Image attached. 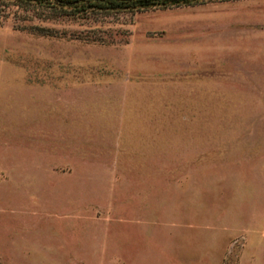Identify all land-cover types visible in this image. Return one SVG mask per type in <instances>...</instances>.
I'll return each mask as SVG.
<instances>
[{
	"label": "rangeland",
	"instance_id": "374dc122",
	"mask_svg": "<svg viewBox=\"0 0 264 264\" xmlns=\"http://www.w3.org/2000/svg\"><path fill=\"white\" fill-rule=\"evenodd\" d=\"M0 264H264V0L0 17Z\"/></svg>",
	"mask_w": 264,
	"mask_h": 264
},
{
	"label": "trees",
	"instance_id": "16d2710c",
	"mask_svg": "<svg viewBox=\"0 0 264 264\" xmlns=\"http://www.w3.org/2000/svg\"><path fill=\"white\" fill-rule=\"evenodd\" d=\"M208 0H0V17L16 9L39 10L43 18L83 17L90 11H132L192 5ZM42 30V29H41Z\"/></svg>",
	"mask_w": 264,
	"mask_h": 264
}]
</instances>
